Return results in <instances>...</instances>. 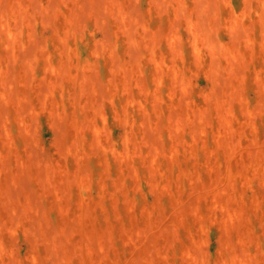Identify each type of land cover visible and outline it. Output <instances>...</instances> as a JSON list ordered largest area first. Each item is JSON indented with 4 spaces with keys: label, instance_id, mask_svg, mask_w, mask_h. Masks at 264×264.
I'll list each match as a JSON object with an SVG mask.
<instances>
[{
    "label": "rangeland",
    "instance_id": "374dc122",
    "mask_svg": "<svg viewBox=\"0 0 264 264\" xmlns=\"http://www.w3.org/2000/svg\"><path fill=\"white\" fill-rule=\"evenodd\" d=\"M0 264H264V0H0Z\"/></svg>",
    "mask_w": 264,
    "mask_h": 264
},
{
    "label": "bare ground",
    "instance_id": "6f19581e",
    "mask_svg": "<svg viewBox=\"0 0 264 264\" xmlns=\"http://www.w3.org/2000/svg\"><path fill=\"white\" fill-rule=\"evenodd\" d=\"M15 219V218H14Z\"/></svg>",
    "mask_w": 264,
    "mask_h": 264
}]
</instances>
